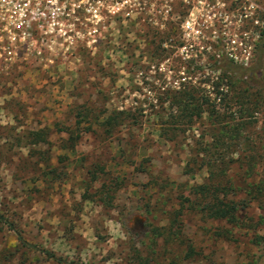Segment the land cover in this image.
I'll return each instance as SVG.
<instances>
[{"label": "rangeland", "instance_id": "obj_1", "mask_svg": "<svg viewBox=\"0 0 264 264\" xmlns=\"http://www.w3.org/2000/svg\"><path fill=\"white\" fill-rule=\"evenodd\" d=\"M198 10L177 1L165 17L147 4L142 14L96 23L79 13L47 33V44L16 45L10 59L1 46L0 211L26 240L76 264H264V91L253 86L257 109L234 144L217 148L208 147L214 124L208 109L176 127L151 115L176 107L174 95L183 89L211 99L210 82L227 53L250 57L230 36L257 39L264 28V17L254 21L264 0H223ZM187 17L204 26L183 40L180 23ZM226 74L230 81L236 76ZM79 105L102 113L129 109L136 122L107 135L82 120L84 132L71 140L67 130ZM208 151L211 158H234L225 172L239 188L237 199H248L253 187L233 227L180 206L193 199L192 185L206 181ZM170 222L173 238L166 235ZM155 227L164 229L152 243ZM13 245L0 228V264H58L32 250L8 256Z\"/></svg>", "mask_w": 264, "mask_h": 264}, {"label": "trees", "instance_id": "obj_2", "mask_svg": "<svg viewBox=\"0 0 264 264\" xmlns=\"http://www.w3.org/2000/svg\"><path fill=\"white\" fill-rule=\"evenodd\" d=\"M259 13V14H257ZM254 18L260 20L264 17V12H257ZM254 58L250 64L243 66L234 63L231 58H226L220 63L219 68L222 67L223 70L220 71L218 75L211 80L210 86L212 87L213 96L210 99L203 93H199L197 90L190 91L189 89H183L176 92L174 97L178 96V101L176 102V107L172 109V106H168L167 113H151L156 117H166L170 119L169 122L173 127L183 124L182 119L187 122H191L192 119H197L203 116L208 109L211 115L214 116L211 127V140L208 142L209 149L217 148L223 144H226L228 140L233 141L237 139L239 134V126L244 125L243 120L249 117L252 111L257 109L259 105V100L251 99V90L254 89L253 86L257 85L258 89L264 91V28H262L258 34L257 39H255L253 48ZM217 69V67L215 68ZM226 71L235 72L236 76L233 81H230ZM256 73H259L255 77ZM240 83L239 88L234 92L227 88L225 90L219 89L220 85L230 86L234 83ZM256 86V87H257ZM207 104L208 107H204ZM216 107L221 108V117L216 113ZM71 117L74 118L72 129L67 130L68 137L71 140H76L81 133L84 131L79 130V124L83 121H87L89 125L96 124L104 134L110 135L114 129L124 123H135L136 116L129 109H110L109 111L102 113L100 111L95 112L92 108L83 105L74 106ZM226 117L227 120L222 121ZM233 124H229L227 121L233 120ZM86 128L85 131H87ZM234 140H233V139ZM212 155V154H211ZM209 154L206 156V161L203 162L205 169L207 171V179L199 184H194L189 188L190 195L193 199L185 197L181 200V207L185 210L193 211L194 213H201V215L207 216L212 220L222 221L223 223L233 227L237 222V212L239 209H243L247 206L250 199L254 198L252 194V185L248 186L245 191V195L248 199H237L239 188L232 184V181L228 175H226V170L229 164L234 161L233 157L222 156L219 153L217 156L211 158ZM102 186L100 192L105 194L106 189ZM106 205H110L105 202ZM183 205V206H182ZM181 212H173V219L178 216ZM172 219V220H173ZM172 223L168 226V231L166 235L168 238H173L175 232L171 230ZM0 228L4 231L10 232L13 240V250L7 251V255L12 256L14 251L21 249V253L26 251H35L45 258L51 259L58 264H76L72 261L64 260L63 258L54 255L51 251L46 248L34 244L26 240L20 233V230L15 225V223L7 219L0 211ZM163 227H155L151 230L152 232V243H155V239L161 236L160 230ZM226 231H228L226 229ZM153 250V249H152ZM151 250V252H153ZM190 249L186 252L189 253ZM3 256L4 260L7 261L8 256ZM151 258H146V261ZM82 264V263H81Z\"/></svg>", "mask_w": 264, "mask_h": 264}, {"label": "built area", "instance_id": "obj_3", "mask_svg": "<svg viewBox=\"0 0 264 264\" xmlns=\"http://www.w3.org/2000/svg\"><path fill=\"white\" fill-rule=\"evenodd\" d=\"M177 1L183 2L185 6L196 5V8L199 7L198 11H207L215 2L223 0H148L147 2L146 0H0V49L2 45L8 46L4 58L10 59L15 56L16 45L47 44L52 41L47 33L70 25L67 24L69 19L71 17L77 19L75 15L79 13L87 14L91 21L96 23L104 17L113 15L128 16L132 12L142 14L148 4L157 13H162L166 17L171 6ZM254 21L256 22L255 18ZM203 26V22L198 18L183 19L180 23L182 39L187 40L195 36ZM236 33L232 32L231 35L236 37ZM242 33L245 36L247 32L244 30ZM255 39V34H247L246 38H238V41L235 39L234 42V38L230 36L231 43L240 45L238 48L241 47L243 50L248 48L250 57L244 60L237 54L228 52L227 58L243 66L250 64Z\"/></svg>", "mask_w": 264, "mask_h": 264}]
</instances>
